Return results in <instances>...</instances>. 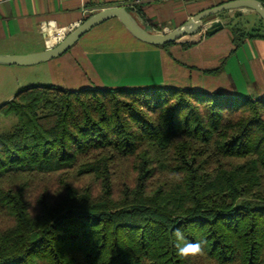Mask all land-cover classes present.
Returning a JSON list of instances; mask_svg holds the SVG:
<instances>
[{"label": "trees", "instance_id": "obj_1", "mask_svg": "<svg viewBox=\"0 0 264 264\" xmlns=\"http://www.w3.org/2000/svg\"><path fill=\"white\" fill-rule=\"evenodd\" d=\"M2 111L0 264H264L263 97L38 84Z\"/></svg>", "mask_w": 264, "mask_h": 264}, {"label": "crops", "instance_id": "obj_2", "mask_svg": "<svg viewBox=\"0 0 264 264\" xmlns=\"http://www.w3.org/2000/svg\"><path fill=\"white\" fill-rule=\"evenodd\" d=\"M133 1L0 0V54L44 51L56 43L61 29L112 6L126 5L146 28L157 32L180 27L197 12L230 0H141L138 12L133 11ZM247 40L237 46L230 28L223 24L188 48L179 42L153 45L112 17L86 32L64 54L47 61L53 75L49 81L76 90L112 77L111 81L125 86L109 89L175 87L264 98V38ZM95 63L105 64L108 70L110 66L108 77L99 73Z\"/></svg>", "mask_w": 264, "mask_h": 264}, {"label": "water", "instance_id": "obj_3", "mask_svg": "<svg viewBox=\"0 0 264 264\" xmlns=\"http://www.w3.org/2000/svg\"><path fill=\"white\" fill-rule=\"evenodd\" d=\"M248 8L257 12L264 20V2L261 0H230L215 6L205 8L188 18L180 27L166 31H152L146 28L125 5H117L104 8L79 23L72 31L68 32L56 45L48 47L44 51L22 55H0V64H15L22 66L36 65L49 61L64 54L86 32L105 20L117 17L127 29L137 38L153 44L164 45L178 40L190 34H196L203 27V21L208 17L221 12ZM223 24L214 20L206 29L207 34L212 35L222 29Z\"/></svg>", "mask_w": 264, "mask_h": 264}, {"label": "rangeland", "instance_id": "obj_4", "mask_svg": "<svg viewBox=\"0 0 264 264\" xmlns=\"http://www.w3.org/2000/svg\"><path fill=\"white\" fill-rule=\"evenodd\" d=\"M212 19L219 20L221 23L225 24L227 28H230L228 24L237 25L240 27H244L247 33L249 32L252 33L259 32L262 34L264 33V20L261 19L260 15L257 12L248 8L228 10L222 12L221 14L210 16L203 21L204 27H205V22ZM204 27H202L201 29L205 30ZM247 39L248 38H245L244 40L247 41L248 43L249 40ZM252 43L253 42H250L249 44L250 47ZM48 63L49 62L46 61L31 66L0 64V105L12 99L13 96L18 91L22 90L27 86L38 85V84H52L50 83L49 80H52L53 75L51 69L48 66L49 65ZM95 67L96 69H98L99 73H102V75L106 74V76H107V72L110 70V66L108 70L107 66L103 63L101 64L95 63ZM88 75L90 79L93 77L92 74H88ZM107 79L108 81L106 82L104 81L105 84L92 83L89 85L93 86L91 88H107L108 86H121V87L125 86L122 83L119 84L114 81H111L112 77H108ZM15 124H16L15 116L11 114H5L3 111L0 112V131L2 132L10 131L14 128Z\"/></svg>", "mask_w": 264, "mask_h": 264}, {"label": "clouds", "instance_id": "obj_5", "mask_svg": "<svg viewBox=\"0 0 264 264\" xmlns=\"http://www.w3.org/2000/svg\"><path fill=\"white\" fill-rule=\"evenodd\" d=\"M174 237L176 254L182 259L201 255L207 243L205 240L196 242L186 240L183 232L179 228L175 230Z\"/></svg>", "mask_w": 264, "mask_h": 264}, {"label": "built area", "instance_id": "obj_6", "mask_svg": "<svg viewBox=\"0 0 264 264\" xmlns=\"http://www.w3.org/2000/svg\"><path fill=\"white\" fill-rule=\"evenodd\" d=\"M134 3L132 4V6H133V11H135V12H138V5L140 4V2H141V0H134L133 1ZM126 6V5H125ZM214 20H217V19H212V20H209V21H207V22H205V27H204V25H203V27L205 28V30L208 28V26H209V24L210 23H212ZM79 24V23H78ZM78 24H76V25H73V26H71V27H65L64 29H61L60 31H59V34H60V36L58 37V39L56 38V43L54 44V45H56L68 32H70V31H72ZM46 30L48 31V32H51L47 27H46ZM62 33V34H61ZM53 46V45H52Z\"/></svg>", "mask_w": 264, "mask_h": 264}, {"label": "bare ground", "instance_id": "obj_7", "mask_svg": "<svg viewBox=\"0 0 264 264\" xmlns=\"http://www.w3.org/2000/svg\"><path fill=\"white\" fill-rule=\"evenodd\" d=\"M55 37V36H54Z\"/></svg>", "mask_w": 264, "mask_h": 264}]
</instances>
